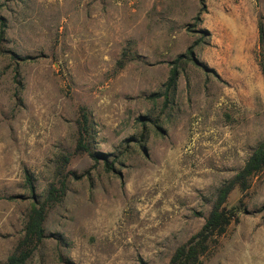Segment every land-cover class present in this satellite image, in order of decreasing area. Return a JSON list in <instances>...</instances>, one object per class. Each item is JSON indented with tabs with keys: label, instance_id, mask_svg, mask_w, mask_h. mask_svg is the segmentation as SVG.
Returning a JSON list of instances; mask_svg holds the SVG:
<instances>
[{
	"label": "rangeland",
	"instance_id": "374dc122",
	"mask_svg": "<svg viewBox=\"0 0 264 264\" xmlns=\"http://www.w3.org/2000/svg\"><path fill=\"white\" fill-rule=\"evenodd\" d=\"M212 4L256 17L245 66L223 43L214 54ZM1 29L0 264L73 152L81 107L101 155L72 154L27 264H167L264 139V0H0ZM190 46L195 62L177 60ZM225 206L237 221L202 264H264V170Z\"/></svg>",
	"mask_w": 264,
	"mask_h": 264
},
{
	"label": "trees",
	"instance_id": "16d2710c",
	"mask_svg": "<svg viewBox=\"0 0 264 264\" xmlns=\"http://www.w3.org/2000/svg\"><path fill=\"white\" fill-rule=\"evenodd\" d=\"M1 26L3 24L1 23ZM3 29L0 31V42L3 39ZM260 40L262 29L259 27ZM27 57H24L26 59ZM188 58L194 59V53L190 46L186 53L178 56L177 60ZM175 62V61H174ZM178 76V70L172 67L168 78L169 87H174ZM77 138L72 153L59 155L55 168L56 180L49 183L45 197L40 202H35L29 210L21 237L18 239L13 251L7 256L2 264H27L42 241L46 238L44 222L48 210L60 202L67 188V181L73 172L66 169L72 154L88 153L97 158L90 148L91 132L89 116L84 107H81L76 119ZM264 170V139L252 150L243 166L234 176L224 181L216 191L215 199L205 218L203 225L183 243L177 245L173 250L167 264H202L203 258L213 253L219 245L229 225L237 221V213L234 208H227L225 203L229 193L238 186L243 192L248 189L250 179ZM25 179L28 187L32 190L31 175L25 171Z\"/></svg>",
	"mask_w": 264,
	"mask_h": 264
},
{
	"label": "crops",
	"instance_id": "0c3cea01",
	"mask_svg": "<svg viewBox=\"0 0 264 264\" xmlns=\"http://www.w3.org/2000/svg\"><path fill=\"white\" fill-rule=\"evenodd\" d=\"M208 22L212 23L214 29L213 40L215 41V55L218 56L220 43H223V60L229 66L230 64H239L245 66L247 57L250 55V50L255 46L258 36V26L255 16L248 14L247 9H237V6L229 9L227 14H218L219 4H212ZM210 6V8H211ZM215 8V9H214ZM248 28L249 36L244 38L243 29ZM219 34L221 38L216 36ZM225 42H219L218 40ZM214 63H219L216 58Z\"/></svg>",
	"mask_w": 264,
	"mask_h": 264
}]
</instances>
